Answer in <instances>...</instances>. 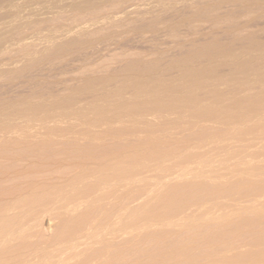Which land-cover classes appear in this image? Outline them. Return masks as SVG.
Masks as SVG:
<instances>
[{
    "label": "rangeland",
    "instance_id": "1",
    "mask_svg": "<svg viewBox=\"0 0 264 264\" xmlns=\"http://www.w3.org/2000/svg\"><path fill=\"white\" fill-rule=\"evenodd\" d=\"M0 223V264H264V0H0Z\"/></svg>",
    "mask_w": 264,
    "mask_h": 264
},
{
    "label": "bare ground",
    "instance_id": "2",
    "mask_svg": "<svg viewBox=\"0 0 264 264\" xmlns=\"http://www.w3.org/2000/svg\"><path fill=\"white\" fill-rule=\"evenodd\" d=\"M242 74V73H241ZM170 107V106H169ZM150 109V108H149ZM258 142V141H257ZM96 150V149H95ZM225 154V153H224ZM138 155V154H137ZM66 156V155H65ZM241 158V157H240ZM95 160V159H94ZM81 161V160H80ZM211 163V162H210ZM116 164V163H115ZM76 165V164H75ZM232 167V166H231ZM223 176V175H222ZM133 181V180H132ZM241 183V182H240ZM246 184V183H245ZM243 185V184H242ZM128 186V185H127ZM175 186V185H174ZM176 187V186H175ZM172 190V189H171ZM88 191V190H87ZM82 192V191H81ZM14 195V194H13ZM91 197V196H90ZM86 199V198H85ZM123 199V198H122ZM82 203V202H81ZM75 204V203H74ZM56 205V204H55ZM186 205V204H185ZM165 206V205H164ZM258 207V206H257ZM256 207V208H257ZM259 209V208H258ZM201 211V210H200ZM96 213V212H95ZM187 213V212H186ZM97 215V214H96ZM79 216V215H78ZM110 216V215H109ZM247 216V215H246ZM94 217V216H93ZM89 218V217H88ZM97 218V217H95ZM210 219V218H209ZM186 220V219H185ZM80 222V221H79ZM191 222V221H190ZM6 223V222H5ZM5 223H0V225H4ZM214 225V224H213ZM209 226V225H208ZM149 227V226H148ZM173 227V226H172ZM184 227V226H183ZM29 228V227H28ZM74 228V227H73ZM0 229H3L2 227H0ZM197 229V228H196ZM143 230V229H142ZM96 231V230H95ZM78 233V232H77ZM151 233V232H150ZM167 233V232H166ZM146 234V233H145ZM126 240V239H125ZM62 241V240H61ZM20 243V242H19ZM96 244V243H95ZM190 249V248H189ZM115 250V249H114ZM191 250V249H190ZM182 251V250H181ZM100 252V251H99ZM112 252V251H111ZM116 252V251H115ZM82 257V256H81ZM85 257V256H84ZM102 258V257H101ZM243 259V258H242ZM100 260V259H99ZM81 261V260H80ZM84 261V260H83ZM75 262V261H74ZM179 264V263H178Z\"/></svg>",
    "mask_w": 264,
    "mask_h": 264
}]
</instances>
